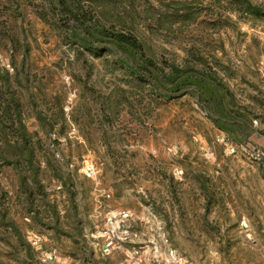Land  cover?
Wrapping results in <instances>:
<instances>
[{
    "label": "rangeland",
    "instance_id": "1",
    "mask_svg": "<svg viewBox=\"0 0 264 264\" xmlns=\"http://www.w3.org/2000/svg\"><path fill=\"white\" fill-rule=\"evenodd\" d=\"M100 207L264 264V0H0V264H127Z\"/></svg>",
    "mask_w": 264,
    "mask_h": 264
},
{
    "label": "built area",
    "instance_id": "2",
    "mask_svg": "<svg viewBox=\"0 0 264 264\" xmlns=\"http://www.w3.org/2000/svg\"><path fill=\"white\" fill-rule=\"evenodd\" d=\"M95 169H83L88 178H93ZM110 198V195L107 194ZM97 217L102 225L97 228L93 238L98 251L103 257L124 253L134 264H196L180 253L171 243L165 226L158 227V237L145 240L146 227H140L143 221L130 210L100 207ZM148 232V231H147ZM38 245V242H35ZM149 248V251H146ZM57 250L44 254L46 264H56Z\"/></svg>",
    "mask_w": 264,
    "mask_h": 264
},
{
    "label": "crops",
    "instance_id": "3",
    "mask_svg": "<svg viewBox=\"0 0 264 264\" xmlns=\"http://www.w3.org/2000/svg\"><path fill=\"white\" fill-rule=\"evenodd\" d=\"M144 230V229H143ZM143 238L145 239V240H147V239H151V235L149 234V231L147 232L146 230H144V235H143ZM146 251H149V248H147V250ZM111 257V256H110ZM113 257H122V258H126V262H127V264H131L130 263V261L128 260V255H126V254H124V253H121V254H115V255H113Z\"/></svg>",
    "mask_w": 264,
    "mask_h": 264
},
{
    "label": "trees",
    "instance_id": "4",
    "mask_svg": "<svg viewBox=\"0 0 264 264\" xmlns=\"http://www.w3.org/2000/svg\"><path fill=\"white\" fill-rule=\"evenodd\" d=\"M134 43L135 44H137V45H139L140 43L137 41V40H134ZM199 90H201V89H199ZM198 93L200 92V91H197ZM249 114V113H248ZM246 116H247V114H246ZM247 118V117H246ZM218 120H220V117H218ZM229 124H231V125H238V122L237 121H234V122H230ZM221 126V128L222 129H224L226 132H228L229 134H231L230 133V131L228 130V129H226V127H224V126H222V125H220ZM236 140H238V139H236Z\"/></svg>",
    "mask_w": 264,
    "mask_h": 264
}]
</instances>
